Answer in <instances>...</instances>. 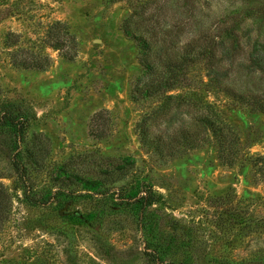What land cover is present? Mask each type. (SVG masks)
<instances>
[{"label":"rangeland","instance_id":"obj_1","mask_svg":"<svg viewBox=\"0 0 264 264\" xmlns=\"http://www.w3.org/2000/svg\"><path fill=\"white\" fill-rule=\"evenodd\" d=\"M262 42L264 0H0V264H264Z\"/></svg>","mask_w":264,"mask_h":264},{"label":"trees","instance_id":"obj_2","mask_svg":"<svg viewBox=\"0 0 264 264\" xmlns=\"http://www.w3.org/2000/svg\"><path fill=\"white\" fill-rule=\"evenodd\" d=\"M123 31L129 35H131L134 39H136L137 44L139 46V56L138 59L141 63V65L144 68V72L137 77V81H141V87L140 89L135 90V94H133V97L136 98L139 93H143L146 95H151L157 92H160L162 87H165L167 85L166 79L163 81H157L156 83H153L151 79H149V75L152 72L151 63L147 61V52L149 49L148 42L144 39L143 36L139 34H135L128 30L126 28V25L123 24ZM248 60L246 63V68L248 70H256V69H263L264 70V42L262 43H254L251 50L248 54ZM207 76L215 83L219 82V78L217 76V73L215 70L210 69L207 72ZM233 95L237 97L240 101L243 103H246L250 105V107L261 110L264 112V104L261 103L259 97L256 95H247V96H241L236 95L233 92H231ZM6 123L8 125V129L6 127L4 133L0 134V145L1 142L2 147L0 148L2 151H4L8 156L10 155V162L12 164V167L16 169L22 170L24 167L20 163V157L18 150V140L20 137L21 128L23 125V121L19 119H15L12 117L10 112L3 111L0 115V125L3 123ZM86 182H92V180H86ZM140 190V189H139ZM138 195H136L133 200H129L128 198H123V201L125 203H128V201L138 202L137 207L143 208L145 205H147L149 202H151L154 199V195L152 191L149 188H142ZM122 201V200H121Z\"/></svg>","mask_w":264,"mask_h":264}]
</instances>
